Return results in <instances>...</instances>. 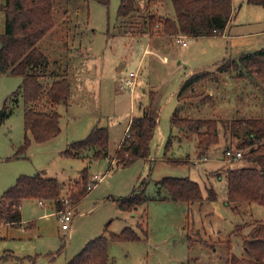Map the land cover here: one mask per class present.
<instances>
[{
    "label": "rangeland",
    "instance_id": "1",
    "mask_svg": "<svg viewBox=\"0 0 264 264\" xmlns=\"http://www.w3.org/2000/svg\"><path fill=\"white\" fill-rule=\"evenodd\" d=\"M147 3L136 0L135 11L122 18L117 15L119 0H52L54 25L36 45L47 57V70L65 73L70 95L67 103L60 102L55 108L60 132L44 141L31 140L20 154L16 151L24 141L23 98L19 93L16 98L8 96L22 77L0 74V109L8 97V112L0 120V195L20 174L55 177L63 183L64 192L88 166V179L96 182L75 206L64 201L63 208L72 212L66 228L52 203L23 199L20 224L0 222V264H19L29 256L43 264H66L91 238L108 237L124 227L140 238L109 240L108 264H226L227 241L233 254L245 255L235 227L240 225L245 234L246 225L254 219L264 220V206L228 200L225 169L255 164L224 154L226 148L243 151L237 146L240 140L229 136L224 125L219 127L218 140L198 157L195 135L184 137L170 117L174 111L179 116L217 121L264 117V80H250L236 71L215 72V63L223 57H237L245 49L264 45V6L232 0L233 36L183 34V45L175 35L150 36L144 25L149 11L174 16L171 0H150L146 11ZM256 17L260 24L247 23ZM3 29L0 11V33ZM255 30L260 31L246 39L236 36ZM203 69L209 76L196 80L178 98L182 82ZM130 72L134 77L130 78ZM51 79L45 74L40 81ZM144 108L150 109L157 122L149 155L117 166L111 157L130 118ZM95 124L108 128V156L90 158L89 149L82 152L88 157L61 153ZM171 158L187 162L174 163ZM163 176H187L196 181L202 199L186 203L154 198L158 194L155 181ZM141 184L151 198L132 210L120 209L114 198L127 196ZM210 188L214 199L207 198Z\"/></svg>",
    "mask_w": 264,
    "mask_h": 264
},
{
    "label": "trees",
    "instance_id": "2",
    "mask_svg": "<svg viewBox=\"0 0 264 264\" xmlns=\"http://www.w3.org/2000/svg\"><path fill=\"white\" fill-rule=\"evenodd\" d=\"M246 1L264 6V0ZM135 2L136 0H119L117 15L122 18L131 16L136 9ZM171 2L175 11L174 16H163L150 11L144 15V25L146 24L150 36L154 33L219 35L223 33L233 16L232 0H171ZM149 3L150 0L146 11ZM0 11L4 14V29L0 33V74H18L22 77L18 87L8 96L13 95L16 98L19 93L23 98L24 141L21 149L16 151V154H20L31 140L44 141L60 132V115L55 108L60 102L67 103L69 82L65 73L60 74L46 69L47 57L36 45L54 25L52 0H0ZM215 64L217 73L236 71V75L250 80H264V45L241 52L237 57H223ZM45 74L52 79L43 83L40 78ZM207 76L209 71L206 69L191 73L182 82L178 98L196 80ZM6 99L1 108L3 116L8 112ZM170 123L184 132V137L195 135L198 157L218 140L219 127L224 125L229 136L240 140L237 146L243 149L241 157L255 164L225 169L228 200L249 201L264 206V117L217 121L215 118L179 116L174 111ZM156 124V117L149 108H144L140 115L130 118L127 131L111 157L117 166H126L137 158L149 155V143ZM108 140V128L95 124L85 137L69 142L61 153L65 156L79 157L83 155L84 150L89 149L90 158L108 156ZM169 141L170 137L166 141V148ZM169 161L187 162L181 158H171ZM87 167L80 170L79 177L68 184V189L64 192L63 183L55 177L40 173L18 175L15 182L0 195V222L20 224L22 220L20 205L26 198L49 201L56 210L64 207V199H68L75 206L96 183L88 179ZM89 183L92 184L90 187ZM155 185L158 187V194L153 196L156 199L186 203L202 199L199 184L187 176H163L155 181ZM208 192L207 198L214 199V190L210 188ZM149 198L151 197L145 194L141 184L133 187L127 196L114 200L120 209L132 210ZM246 226H249V229L245 234L241 233L240 225L235 227V231H239L242 237L245 255L233 254L227 241L226 264H264V220L254 219ZM143 232L147 237V230L143 229ZM139 238L129 227H124L117 233L110 232L108 237L100 234L88 240L66 264H108L109 240ZM19 264L43 263L38 262L36 256H29L26 262L22 260Z\"/></svg>",
    "mask_w": 264,
    "mask_h": 264
},
{
    "label": "built area",
    "instance_id": "3",
    "mask_svg": "<svg viewBox=\"0 0 264 264\" xmlns=\"http://www.w3.org/2000/svg\"><path fill=\"white\" fill-rule=\"evenodd\" d=\"M177 37V41L181 42L183 45L186 43L185 40H183L182 34L175 35ZM130 78L134 77V73L130 72L129 73ZM127 82L133 83L134 81L132 79H127ZM224 154L229 157V158H239L241 157V150H232L231 148H227L224 152ZM92 184L89 183L88 186L90 187ZM64 201H67V199H64ZM41 205H43L42 201H39ZM56 214L58 215L59 219L63 222V226L66 228L67 227V221L69 218L72 216V212L70 208H60L59 210H56Z\"/></svg>",
    "mask_w": 264,
    "mask_h": 264
},
{
    "label": "crops",
    "instance_id": "4",
    "mask_svg": "<svg viewBox=\"0 0 264 264\" xmlns=\"http://www.w3.org/2000/svg\"><path fill=\"white\" fill-rule=\"evenodd\" d=\"M147 5H148V3H147ZM149 5H150V3H149ZM247 23H249V24H255V23H261L260 22V17H256V18H252V19H248L247 20ZM264 23V22H263ZM233 26H234V23H233V17L229 20V22H228V24H227V26H226V28H225V30L223 31V33L222 34H219V35H213V36H220L221 38H225V37H227V36H233V32L231 31V29L233 28ZM243 31V30H242ZM258 31H260V30H258ZM258 31H252V32H242V33H240V32H238V33H240V34H237L236 36H238V35H240L241 37H243V38H248L251 34H254V33H256V32H258ZM246 50V49H245ZM244 50V51H245ZM69 86H70V84H69ZM69 95H70V90H69ZM129 122V121H128ZM127 127H128V124L126 125V130H127ZM22 218V217H21ZM0 234H1V232H0Z\"/></svg>",
    "mask_w": 264,
    "mask_h": 264
},
{
    "label": "water",
    "instance_id": "5",
    "mask_svg": "<svg viewBox=\"0 0 264 264\" xmlns=\"http://www.w3.org/2000/svg\"><path fill=\"white\" fill-rule=\"evenodd\" d=\"M2 118V109H0V120Z\"/></svg>",
    "mask_w": 264,
    "mask_h": 264
}]
</instances>
